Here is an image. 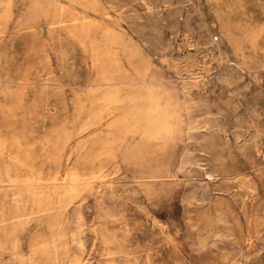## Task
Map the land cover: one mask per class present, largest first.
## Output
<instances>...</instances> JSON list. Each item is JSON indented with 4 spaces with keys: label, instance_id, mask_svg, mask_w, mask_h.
I'll use <instances>...</instances> for the list:
<instances>
[{
    "label": "rangeland",
    "instance_id": "rangeland-1",
    "mask_svg": "<svg viewBox=\"0 0 264 264\" xmlns=\"http://www.w3.org/2000/svg\"><path fill=\"white\" fill-rule=\"evenodd\" d=\"M0 264H264V0H0Z\"/></svg>",
    "mask_w": 264,
    "mask_h": 264
}]
</instances>
